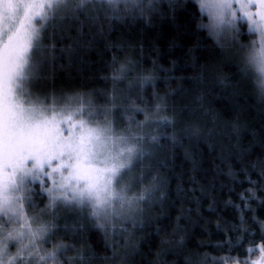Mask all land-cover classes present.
<instances>
[{"label":"snow or ice","instance_id":"snow-or-ice-1","mask_svg":"<svg viewBox=\"0 0 264 264\" xmlns=\"http://www.w3.org/2000/svg\"><path fill=\"white\" fill-rule=\"evenodd\" d=\"M155 3L156 0H147L146 6L152 8ZM172 4L173 0H169L170 7ZM196 5L201 21L205 15L209 21L199 27L214 41L220 59L226 65L238 66L241 74L252 73L264 100V0H194ZM121 6L124 13L138 12L141 16L146 7L144 0H0V264H93L96 259L108 264L117 257L125 264L129 256L140 254L143 241H133L131 237L155 222L143 218L144 205H154L156 193L166 183L157 175L149 177L153 167L151 163L145 165V161L151 160L162 140L178 143L183 139L175 131V116L166 115L167 101L176 90L163 97L153 92L154 103L141 97L131 108L123 107L128 97L118 93L115 85L133 69L130 64H122L110 77L113 82L110 93L76 92L57 97L53 91L43 99L32 94L33 81L42 78L43 66L56 59L57 37L69 39L73 30L82 32L86 21L95 23L101 15L109 21L120 20L123 18ZM245 23L247 33L259 37V46L255 40L250 44L239 42ZM71 48H60V52H70ZM226 82L221 79V83ZM149 86L156 87L151 75L137 78L129 84V89L138 87L143 91ZM65 111L68 115L57 121V127L66 136L61 125L75 120L79 129V133L72 129L77 136L75 144L69 137L64 145L52 148L43 145L39 137L45 122L50 117L62 116ZM129 111L133 115L125 118L127 126L118 131L116 113ZM183 111L192 110L186 107ZM136 116H143V120L138 121ZM243 131L236 123L230 127L214 125L203 138L207 141L213 134L219 136L221 143L209 144V148L216 150L219 146L221 162L229 165L228 176L237 175L231 168L233 160L241 166L250 185L240 193L247 208L256 199L258 188L264 190V139L257 141L255 133H251L252 139L242 146ZM188 134L197 140L202 136L199 128ZM225 140L235 142L226 147L222 143ZM253 156L256 158L251 160ZM136 165H145L136 181L143 185L150 179V183L129 197L127 193L132 185H118ZM253 174L257 180L251 179ZM166 195L161 192L160 198ZM37 198L46 199L47 203L39 209V216H29L26 209L38 208L34 203ZM259 203L264 204V199ZM61 209L78 213L79 229H74L71 235L65 230L59 236L64 242L52 243L59 233L55 217ZM46 212L52 218L42 221ZM180 220L177 216L176 226L170 233L161 235L165 230L155 229L152 235L159 240L160 248L151 264H193L191 257L180 259L187 242ZM259 224L258 245L254 233L241 227V235L235 242L229 238L215 246L226 248L227 254L205 253L200 264H264V221ZM86 225L103 234L104 247L112 253L110 257H98L90 247L83 243L77 245ZM249 236L253 239L248 240L250 246L245 250L248 258L231 256L233 250L243 247ZM50 243L52 249L47 251L43 246ZM121 246L123 256L118 252ZM12 247H16L14 254L10 251ZM256 251L258 257L251 259ZM169 256L176 259L169 262Z\"/></svg>","mask_w":264,"mask_h":264},{"label":"trees","instance_id":"trees-1","mask_svg":"<svg viewBox=\"0 0 264 264\" xmlns=\"http://www.w3.org/2000/svg\"><path fill=\"white\" fill-rule=\"evenodd\" d=\"M144 4L147 5V0ZM120 15L122 19L113 21L101 15L95 23L86 21L82 32L73 30L69 39L59 40L57 37L56 59L43 66L42 78L33 81L32 92L41 99L53 91L57 97L76 92L110 93L113 89L110 77L122 64H130L133 69L126 79L115 85L118 93L128 97V103L123 107L131 108L133 102L141 97L148 103H154L153 92L163 97L176 90V94L167 101L166 115L175 116V131L183 135V139L178 143L162 140L152 153L151 160L145 161V165L151 163L153 167L149 177L157 175L166 183L161 184L156 193L155 204L144 205L143 218L155 222L131 237L133 241L143 243L140 254L129 256L125 264H151L160 248L159 240L152 234L157 227L165 230L161 235L170 233L176 226L177 216L181 217L180 226L186 230L187 236L181 260L191 257L193 264H200L205 253L209 256L227 254L226 248L215 246L229 238L235 242L241 235V227L254 233L258 245L261 235L259 222L264 221V204L259 201L264 199V190L258 188L256 199L245 208L240 193L250 185L241 166L233 160L231 168L237 175L228 176L229 165L221 162L219 146L216 150L209 148V144L221 143L219 136L213 134L207 141L203 138L208 128L214 125L230 127L236 123L244 129L242 146L252 139L251 133H255L257 141L264 139V100L260 97L254 75L241 74L238 66L226 65L220 59L214 41L206 30L199 27L209 21L207 15L201 21L199 7L194 6V0H173L171 7L169 0H156L152 8L145 7L143 16L138 12L126 14L121 6ZM242 31L244 34L239 39L240 43L256 41L258 36L247 33L246 23ZM69 46H72L70 52H60V48L68 49ZM147 75L155 78V89L151 86L143 91L138 87L129 89L131 82ZM221 79L227 82L221 83ZM186 107L192 111H183ZM132 115L131 111L116 113L118 131L127 126L125 118ZM136 119L143 120V116H136ZM197 128L202 133L199 140L188 134ZM172 131L169 129V132ZM234 142L225 140L222 143L230 147ZM256 151H260L259 146ZM255 158L253 156L251 160ZM145 165H136L125 174V184L132 185L127 193L129 197L138 194L150 183V179L145 180L143 185L136 181ZM251 179L257 180L258 177L253 174ZM161 192L167 194L163 199L160 198ZM34 203L39 207L31 208L30 212L38 213L47 201L37 198ZM46 216L47 220L52 218L47 212ZM77 217L78 213L72 209L57 211L55 218L59 233L53 243L64 242L59 236L65 230L71 235L74 229H79ZM251 239L252 236L247 237L243 247L233 250L231 256L239 255L242 260L248 258L249 253L245 250L250 246L248 240ZM81 243L90 247L98 257L112 255L104 247L103 234L90 226H85L77 240L78 246ZM118 252L121 256L125 254L122 246ZM258 255V251L254 252L251 259H256ZM175 259V256L167 258L169 262ZM93 264L105 262L96 259ZM108 264H121V261L117 257Z\"/></svg>","mask_w":264,"mask_h":264},{"label":"rangeland","instance_id":"rangeland-1","mask_svg":"<svg viewBox=\"0 0 264 264\" xmlns=\"http://www.w3.org/2000/svg\"><path fill=\"white\" fill-rule=\"evenodd\" d=\"M256 41H257V46H259V44H258L259 37H257ZM32 94H33V92H32ZM67 115H68V112L65 111V113L62 116L50 117V120L45 122L44 129L41 132V135L39 137L40 142L43 145H45L49 148L56 147L59 145H64L69 137L72 138V142H73V144H75L77 136L73 133L72 129L75 128L76 132L79 133V129L76 126L75 120L65 121L63 123V125H61L64 128V130L67 132L66 136H62V134L59 132L58 127H57V121L64 120ZM77 119H79V118L77 117ZM91 123L95 124V121H92ZM124 185H126V184L124 182V179H122V181H121L120 185H118V187H123ZM26 211H27V214L29 216H33V215L39 216L40 215V212H38V213L37 212H34V213L30 212V209H26ZM41 219H42V221H47L48 217L46 216V213L43 214ZM10 227H11V225H10ZM16 247H18V245ZM16 247H13L11 253L14 254L16 252ZM43 247L47 251H51V249H52L51 243L48 245H44ZM47 248H51V249L49 250Z\"/></svg>","mask_w":264,"mask_h":264}]
</instances>
